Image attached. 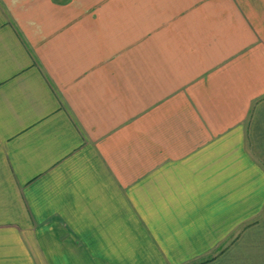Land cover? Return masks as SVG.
Here are the masks:
<instances>
[{
    "label": "crops",
    "instance_id": "0c3cea01",
    "mask_svg": "<svg viewBox=\"0 0 264 264\" xmlns=\"http://www.w3.org/2000/svg\"><path fill=\"white\" fill-rule=\"evenodd\" d=\"M259 24L0 0V264H264Z\"/></svg>",
    "mask_w": 264,
    "mask_h": 264
},
{
    "label": "rangeland",
    "instance_id": "374dc122",
    "mask_svg": "<svg viewBox=\"0 0 264 264\" xmlns=\"http://www.w3.org/2000/svg\"><path fill=\"white\" fill-rule=\"evenodd\" d=\"M242 5L245 13L251 17L252 21L258 22L259 25L264 23V0H238Z\"/></svg>",
    "mask_w": 264,
    "mask_h": 264
}]
</instances>
